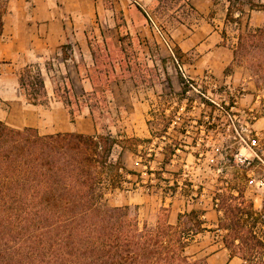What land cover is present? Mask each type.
<instances>
[{
    "label": "crops",
    "instance_id": "1",
    "mask_svg": "<svg viewBox=\"0 0 264 264\" xmlns=\"http://www.w3.org/2000/svg\"><path fill=\"white\" fill-rule=\"evenodd\" d=\"M144 8L155 20L165 19V25L170 21L171 27L165 28L173 55L204 89L212 81L224 89L244 87L238 107L246 114L255 111L253 127L264 134V81L234 61L239 35L264 26V0H0V121L17 129L33 127L42 135L78 133L96 138L101 128H117L134 137L137 146L147 143L155 129L152 120L159 114L158 97L153 95L158 65L172 54L159 42ZM132 43L140 50L138 56H112L111 51L122 53ZM68 45L75 48L68 52V79L76 90L75 106L81 108L74 121L64 106L63 99L69 96L59 94L57 75L44 77L46 103H29L19 84L18 70L47 59L58 65ZM180 81L176 73L170 78L171 87L179 89ZM88 95L90 105H80L79 98ZM47 103L52 107L45 108ZM150 112L157 113L155 118ZM137 171L129 162L121 175L133 182ZM226 177L222 191L243 194L245 200L238 206L246 210L240 225L252 228L249 234L261 242L257 246H262L264 257V190L257 184L259 173L237 171ZM195 187L173 195L109 188L104 196L111 206L136 208L141 224H156L164 209L169 224L181 225L194 211L191 222L197 224L188 231L185 251L207 264H245L225 244L229 228L222 224L224 212L209 198L201 205L191 199ZM239 235L234 242L245 234Z\"/></svg>",
    "mask_w": 264,
    "mask_h": 264
},
{
    "label": "trees",
    "instance_id": "2",
    "mask_svg": "<svg viewBox=\"0 0 264 264\" xmlns=\"http://www.w3.org/2000/svg\"><path fill=\"white\" fill-rule=\"evenodd\" d=\"M234 61L264 81V26L239 35ZM19 84L29 103L47 102L40 73L23 70ZM111 143L100 152L90 135H42L0 121V264H207L185 251L194 225H171L165 214L140 225L136 208L102 201L92 165L100 154L104 162ZM228 199L219 209L230 221L225 244L232 248L242 227ZM240 241L261 244L249 232Z\"/></svg>",
    "mask_w": 264,
    "mask_h": 264
},
{
    "label": "built area",
    "instance_id": "3",
    "mask_svg": "<svg viewBox=\"0 0 264 264\" xmlns=\"http://www.w3.org/2000/svg\"><path fill=\"white\" fill-rule=\"evenodd\" d=\"M157 31L171 51L166 38ZM173 59L181 88L167 90L174 100L171 117L161 134H154L149 142L138 146L134 161L138 176L133 182L122 178L119 189L125 193L141 189L173 195L196 186L190 198L198 199L200 205L209 198L212 206L220 210L222 187L230 174L226 166L241 167L245 172L260 166L264 175V134L253 127L255 111L246 114L238 107L237 98L244 92L243 86L224 89L212 81L210 88L204 89ZM190 159L193 166H188ZM204 161L215 166L216 177L220 178L212 190L203 181L192 179L204 175L196 169ZM257 184L264 190V176L257 179Z\"/></svg>",
    "mask_w": 264,
    "mask_h": 264
},
{
    "label": "rangeland",
    "instance_id": "4",
    "mask_svg": "<svg viewBox=\"0 0 264 264\" xmlns=\"http://www.w3.org/2000/svg\"><path fill=\"white\" fill-rule=\"evenodd\" d=\"M144 10L146 13H148L147 14L148 22L154 28L159 42L161 44L166 45L164 43V41L162 40L160 34L157 31L158 29L161 32V34L166 38L168 44L170 45L169 47L171 48V51L169 48H167V49L172 54L171 59L168 60L166 63H164L162 61L159 63V65H158V68H159L158 76L155 77V82H156L157 88L154 90V92H156V93H154L153 95H155V97H158L157 100L159 101L158 102L159 110L157 111V113H159V114L154 113V112H152V113L150 112V115L154 116V118H155V115L157 114V120L156 119L152 120V126H155L154 127L155 129L153 128L154 129L153 135H154V134H161V132L163 131L164 127L167 125V123L171 117V109L169 107L171 105H173L174 100L169 95L167 90H168V88L173 89V87H171L170 78L172 76H174L176 73L180 76L179 70L177 69V65L175 64L173 57L176 58L179 65L182 67V70H184L187 74H189V72L184 68V66L179 61V59L173 55V54H175V50L173 49V47L170 44L169 33L166 29L167 27H169V28L171 27L170 21H168L167 22L168 24L165 25V24H163L165 19L161 23V22L155 20L153 17H151L149 15V12L145 8H144ZM132 44L133 45H131V48L124 50V52H122V53H119L118 50H116L115 52L111 51L112 56L116 59H118L120 56H124V53H125V55L131 56V57L138 56V53H140V50L137 48V46H135L134 43H132ZM74 50H75V48L72 49L70 47V45H68L66 50L62 51V59L59 60L58 65H57V63H56V65H52V59H47L44 62L42 61V62L32 63V64L25 66L24 68H21L20 70H18L21 75L23 73V70L28 71L29 74H31V75L40 73L45 78L47 77L46 75L52 76V77L54 76V74L57 75L55 80H58L60 82V86H61V90H59V94L62 95V94L66 93L69 96V97L64 98L63 100H64V106L68 110V117L71 121H74L75 117L81 113V111H80L81 108L79 109L78 107L75 106L78 104L77 103L78 101L75 98V94H74V92L76 90H74L70 84V81L68 79L69 71L67 70V65H66V62L70 60V56H69L68 52L70 53V52H73ZM98 51L102 52V50H98ZM245 68L253 76H255L247 67H245ZM49 78H51V77H49ZM256 79L258 81H260L257 77H256ZM18 86H19V84H18ZM179 89H176V90H179ZM78 91H80V90H78ZM21 92H23V90ZM87 97H89L88 101H87V99L85 100V98H87ZM48 102L52 103L51 101H48ZM50 103H47L45 108L52 107L53 104H50ZM79 103L82 106H85V104L90 105V95L85 96L84 98L80 97ZM97 115L100 119H102V113L97 114ZM105 116L107 119H109L108 114H105ZM83 135H86V134H83ZM126 135H127L126 131L122 130V129L101 128L98 131L97 137L94 138L99 143V146H100L99 151L100 152L103 151L104 148L108 146L107 145L108 142H112L108 156H107V158L104 159V162H103V154H100L99 157H96V161L92 165L95 175L99 178V184H98L99 190H100V192H103L102 201L105 202L106 204H108V202H107L106 197L104 196L105 192L109 188L118 189L120 186V181L123 178L121 175L122 173L119 172V168L125 169L126 163L131 162L132 166L137 169V167L134 165V161H135L137 151H138V146H137L138 143L134 137H126ZM148 141H150V139ZM148 141H146V142H148ZM101 146H103L102 149H101ZM168 150H170V147H168ZM119 151H120V153L118 154L117 152H119ZM117 154H118V156H117ZM188 162H189L188 166H193L194 161L192 159H190ZM226 167L228 169V173L229 172L235 173V172L240 171L242 169L241 167H237V166H234V167L226 166ZM196 169H198L204 175H202L201 177H195L192 179L203 181L204 183L207 184L208 189L212 190V188L220 180L219 177H216L215 166L209 164V162H207V161H204V162H201L200 165L196 166ZM261 169L262 168L260 166H258L254 169L255 171H258V173H259V177H257V179H260L262 176H264V175H262ZM234 184H238V183L234 182ZM222 196H227L229 198L227 200V203L229 202V204L231 203V204L235 205L236 207H238L239 212L237 214V218L239 219V222H240V220H244L242 216L245 213L246 209L243 210L241 208V206H238V203H243L245 200L243 197V194L241 192H239L238 194L234 195L231 193L224 192ZM222 212H224V218H225L222 224L225 227H228L230 230V226H228L230 221L226 215L225 210L222 209ZM161 213L162 214L160 215V217H162L164 214L163 211H161ZM188 218L192 219L190 217H188ZM139 224L142 225L140 222H139ZM191 225H194L193 222H191V224H190V222H188L186 220L182 221V223H181V227L185 228V229ZM244 226L245 225L240 226L242 228L238 231V235L237 234L235 235L236 237H241L239 235V233L244 235V234H247L250 229L252 230L251 227L246 228ZM228 234H229V231H228ZM261 247L262 246H256V245L252 244V246L250 245V248L249 247L246 248L238 240V241L234 242V245L232 246L231 250L236 252V253L245 255L248 258L247 260H245V264H264V257L262 256V251H260ZM186 253H188V252L186 251Z\"/></svg>",
    "mask_w": 264,
    "mask_h": 264
}]
</instances>
